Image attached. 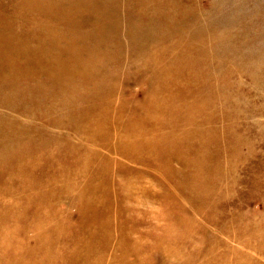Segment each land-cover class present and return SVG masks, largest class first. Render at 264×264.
<instances>
[{
	"label": "rangeland",
	"instance_id": "1",
	"mask_svg": "<svg viewBox=\"0 0 264 264\" xmlns=\"http://www.w3.org/2000/svg\"><path fill=\"white\" fill-rule=\"evenodd\" d=\"M0 264H264V0H0Z\"/></svg>",
	"mask_w": 264,
	"mask_h": 264
}]
</instances>
